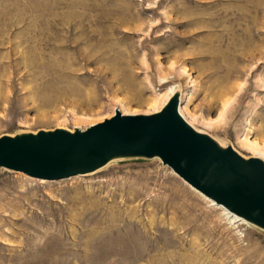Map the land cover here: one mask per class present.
Here are the masks:
<instances>
[{
	"label": "rangeland",
	"instance_id": "obj_1",
	"mask_svg": "<svg viewBox=\"0 0 264 264\" xmlns=\"http://www.w3.org/2000/svg\"><path fill=\"white\" fill-rule=\"evenodd\" d=\"M179 83L196 116L230 101L196 127L246 155L242 137L264 140V0H0V137L87 127ZM117 159L50 183L0 168V264H264V229L159 157Z\"/></svg>",
	"mask_w": 264,
	"mask_h": 264
},
{
	"label": "water",
	"instance_id": "obj_2",
	"mask_svg": "<svg viewBox=\"0 0 264 264\" xmlns=\"http://www.w3.org/2000/svg\"><path fill=\"white\" fill-rule=\"evenodd\" d=\"M179 95L158 113L115 115L85 130L57 128L0 137V168L60 180L122 157H159L216 204L264 229V161L244 158L180 115Z\"/></svg>",
	"mask_w": 264,
	"mask_h": 264
},
{
	"label": "bare ground",
	"instance_id": "obj_3",
	"mask_svg": "<svg viewBox=\"0 0 264 264\" xmlns=\"http://www.w3.org/2000/svg\"><path fill=\"white\" fill-rule=\"evenodd\" d=\"M144 62L147 63L146 60ZM36 66L37 67H41L45 71H49V72H51V71L53 72V70H56L57 69L56 68V66H57L56 64H54V65L53 64H51V65L50 64L49 65H43V64L36 63ZM172 67L174 69H177L178 66H177L176 63H173L172 64ZM178 68H179L180 73H182V74L188 73V69H187L186 66H180ZM158 69H159V80H160V83H162V84L168 83L169 82V79H168V77H166V75L164 73L163 65L160 64ZM158 91H160V92L157 94V96H155L146 105L145 108H130L129 106L127 107L123 103V101H121L119 99H115V105H116L115 107L116 108H115L114 114H112L111 117H113L115 115L116 111L117 110H120V109H121L120 111H121V113L123 115H139V114L150 115V114L158 113V112H160L165 107V105L168 104V102L173 97L179 95V106H178V110H179L180 115L197 132L204 133V134H208L207 132H204L205 130L196 127L195 126L196 123L197 122H200L204 126H215L216 124L222 122L223 117L225 115V112H226V110H227V108H228V106L230 104V101H227V102L224 103L223 109H222L221 113L219 114L218 118H216V119H212V118L207 119L204 116H196L193 112L190 111L189 104H190V102H191V100L193 98V92H190V91L188 93H185L184 92V96H183V94H182V91H183L182 90V85L180 83L179 84H175V85H170V86L164 88L163 90H158ZM152 92H156V87H153ZM134 113H138V114H134ZM111 117H109V118H111ZM78 119H83L82 122H86L87 120H89V119L84 118V117H79ZM104 120H105V118H104ZM104 120H102V121H104ZM95 124H97V123L88 125L87 127H82V126L78 125V126H74L73 128H68V127H59V128L69 130L70 132H74L75 129L85 130L88 127H91V126H93ZM52 130H55V129H50V130H45V131H52ZM37 132L38 131H34L32 133L36 134ZM208 135H210V134H208ZM10 136H14V134H10ZM212 138L216 141V143L220 147H222V148L228 147L226 145V142L225 141H223V140H221L219 138L217 139L216 137H212ZM240 143L248 151L249 154L246 155V154L238 151L235 147H232V148L236 152H238L241 156H243L246 159H249L251 157H255V158H259V159H261V160L264 161V140H258L257 138L245 137L244 136V137H242L240 139ZM118 160L119 159H117V158L111 159L105 165H107V164H110L111 165V164L117 162ZM89 173H91V172H89ZM37 179H39L42 183H50V181H47V179H42V178H37ZM188 185L193 190H195V192H197L201 197H203L204 200H206L207 202H209L211 206L220 209L221 212H222V214L224 215V217L230 223H233V224H235V223H242V224H246V225H249V226L253 225V227H254L255 224L250 223L246 219H244L242 217H239L238 215H236V214L228 211L223 206L216 204L214 201H212L211 199H209L208 197H206L203 193H201L200 191H198L196 188H194L189 183H188Z\"/></svg>",
	"mask_w": 264,
	"mask_h": 264
}]
</instances>
